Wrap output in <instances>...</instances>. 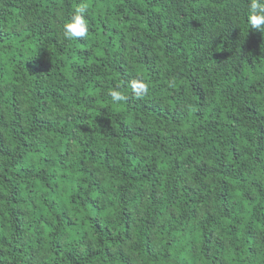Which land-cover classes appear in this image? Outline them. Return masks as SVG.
<instances>
[{"label": "trees", "instance_id": "1", "mask_svg": "<svg viewBox=\"0 0 264 264\" xmlns=\"http://www.w3.org/2000/svg\"><path fill=\"white\" fill-rule=\"evenodd\" d=\"M247 3L0 0V264H264Z\"/></svg>", "mask_w": 264, "mask_h": 264}, {"label": "clouds", "instance_id": "2", "mask_svg": "<svg viewBox=\"0 0 264 264\" xmlns=\"http://www.w3.org/2000/svg\"><path fill=\"white\" fill-rule=\"evenodd\" d=\"M247 21L250 29L264 33V0H248ZM89 33L90 26L86 18V6H78L73 10L69 22L63 25V36L69 40L78 38L83 40L89 36ZM130 88L137 97L148 91V85L142 81H133ZM107 94L114 103L127 102L129 99L120 85L110 89Z\"/></svg>", "mask_w": 264, "mask_h": 264}]
</instances>
